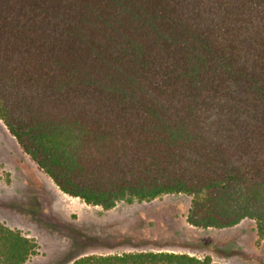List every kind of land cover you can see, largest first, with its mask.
I'll use <instances>...</instances> for the list:
<instances>
[{
	"label": "trees",
	"instance_id": "trees-1",
	"mask_svg": "<svg viewBox=\"0 0 264 264\" xmlns=\"http://www.w3.org/2000/svg\"><path fill=\"white\" fill-rule=\"evenodd\" d=\"M0 120L87 205L191 197L264 242V0H0ZM37 241L0 221V264ZM69 264H216L169 251Z\"/></svg>",
	"mask_w": 264,
	"mask_h": 264
},
{
	"label": "rangeland",
	"instance_id": "rangeland-1",
	"mask_svg": "<svg viewBox=\"0 0 264 264\" xmlns=\"http://www.w3.org/2000/svg\"><path fill=\"white\" fill-rule=\"evenodd\" d=\"M191 197L164 195L150 202H120L113 209L87 205L61 192L0 120V221L34 238L38 255L27 264H69L85 255L169 251L216 264H264L255 223L197 228L186 215Z\"/></svg>",
	"mask_w": 264,
	"mask_h": 264
}]
</instances>
